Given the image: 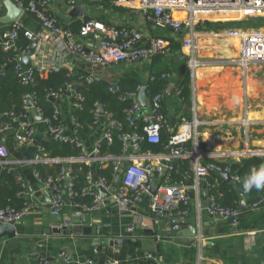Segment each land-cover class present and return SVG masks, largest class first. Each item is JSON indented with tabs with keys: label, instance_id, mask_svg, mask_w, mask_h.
<instances>
[{
	"label": "crops",
	"instance_id": "crops-1",
	"mask_svg": "<svg viewBox=\"0 0 264 264\" xmlns=\"http://www.w3.org/2000/svg\"><path fill=\"white\" fill-rule=\"evenodd\" d=\"M2 1L0 16L7 12L5 0ZM13 1L15 2V0ZM47 1L49 9L58 16L63 26L76 30L83 19L94 17L116 27L127 25L139 29L143 34V44H147L154 35L161 36L169 42L170 51L166 54H160L135 64L122 63L101 67L98 72L103 78L114 84H118L119 80L127 74H135L134 76L140 81L138 86L141 89L143 86L147 88L148 83L156 79V75H161V78L168 82L163 91L165 94L163 102L167 108L168 123L174 129L181 130L185 123L193 119L192 107L196 106L197 147L202 153L199 159L200 163L203 164L204 159L207 160V158H215L217 161L229 164L241 162L244 158L252 156L264 158V66H262L264 64L257 66L252 63L243 71H241V67L235 65L205 64L196 70L193 78L188 64V51L182 43L185 33L179 34L156 27L142 10L122 6L111 0L108 2L77 0L74 7L83 6L86 18H82L72 17L71 12L74 7L69 6L66 2ZM177 15L182 17L181 13H177ZM209 22L218 23L219 21L211 20ZM23 23L26 27L43 33L40 52L36 56H32L33 65L39 63L46 66L60 64L61 68H67L80 76L89 72L90 68L86 63L73 56L65 57L61 54L62 52L57 50L55 38L42 28L35 17L28 18L26 16ZM1 25L4 24L0 22V27ZM206 28L208 29V27ZM231 29L222 28L218 33L200 30L199 58L204 59L205 56H211L205 54L219 57L239 56L240 41L238 38L232 37ZM205 36L217 37L216 42H212L210 53L201 52L200 42ZM99 39L100 34L95 33L86 37L84 41L89 47H95ZM247 69L249 75L248 71L246 73ZM256 73L260 74V78L256 76ZM164 74H169V76L164 77ZM188 76L191 88L189 103L181 96V83ZM169 86H172V90L167 94ZM151 97L152 95L148 96L147 94L148 99ZM59 105L63 122L72 132H76L82 137L87 150L91 151L95 141L103 133L106 117L101 116L95 133L88 136L78 127H74L75 121L72 118L68 95L59 101ZM28 119H31L36 131L33 143L20 145L15 138L18 129L15 126H10L0 133V141L9 151L11 165L23 177L25 192H27L25 195L31 204L28 214L14 223L16 236L12 239L8 237L0 239L1 264H40L41 256H46L51 264H87V259L94 255V248L97 246L115 252L119 251L121 248L115 249L109 245V240L114 238L123 241L126 238L140 240L144 252H156L159 245L161 254L169 264H264V206L257 210L251 209V203L256 197L254 194L258 191H254V194L252 191L245 194L242 188H235L237 197L234 201L238 203V207L243 209L240 225L235 228L227 221L213 216L207 211V184L200 181L199 187L196 188L194 157L167 158L166 154L169 155V151L165 149L162 152L151 151L155 155L152 158V163L156 167L163 168V174L167 172L162 182L163 185L171 182L173 165H178V169L182 173L183 182L176 184L187 186L190 202L187 214L179 218V221L184 222L186 226L198 225L201 234H203L198 236L197 242L192 246H182L163 239L172 233L169 232L166 220H163L159 227H154L149 207V195H144L135 205L120 209L111 193H103L104 205L98 211H91L84 206H73L72 202H68L69 198L58 215L52 214V193L47 185L37 178L35 166L36 163L51 165L52 162L34 161L40 140L48 133L45 124L42 121H35L31 112H28ZM0 124L3 123L0 121ZM182 133H186L184 129H182ZM36 140L38 144H35ZM201 145H205V147ZM209 146L212 151L207 152L206 148ZM193 147H195L194 141ZM130 149L135 153L133 147ZM185 159H190V169L192 170L188 177L185 176L181 167L182 163L185 165ZM88 164L93 167L92 179L95 180L97 161H91ZM221 174V172H217V176L222 178ZM162 175L157 174L156 184ZM215 180L220 183L218 177H215ZM79 219L83 225H100L102 227L101 235L83 232L64 234L63 232L50 231L57 222L63 225L69 221L70 226H73L74 221ZM135 223H137L136 228L130 230V227ZM150 230L156 232V235ZM176 232L174 231L173 235ZM96 238H99L97 246ZM63 252L67 255L66 258L61 256ZM94 257L98 259L99 254ZM148 263L150 260H145L141 264Z\"/></svg>",
	"mask_w": 264,
	"mask_h": 264
},
{
	"label": "built area",
	"instance_id": "built-area-1",
	"mask_svg": "<svg viewBox=\"0 0 264 264\" xmlns=\"http://www.w3.org/2000/svg\"><path fill=\"white\" fill-rule=\"evenodd\" d=\"M66 2L69 6L74 7L77 0H61ZM92 2H99L102 0H89ZM112 2L136 8L145 12L156 27L168 29L175 33H185L183 35L182 43L188 51V64L191 69L192 77H195L197 67L203 65H235L238 67L247 68L252 63H264V28L263 26L249 25L243 28H233L230 34L240 41V54L234 57H219L215 60L201 59L198 56L199 51V27L204 26L205 21H233L237 22L235 15L241 16H260L264 18V0H111ZM18 6L23 7L26 11L29 10L36 15V18L43 29L55 38L56 48L65 57L73 56L88 65L89 72L83 76L87 83L100 81L103 77L98 70L101 67H108L113 64H135L139 61L148 60L160 54H166L170 51L169 42L160 36H153L149 39L147 44L142 43L143 34L135 27L122 25L116 27L108 24L101 19L89 17L82 20L78 30L71 27L63 26L60 23L58 16L49 9L47 0H15ZM27 2V5H26ZM3 1L0 0V7ZM177 13H181L182 17ZM8 27L1 34L0 45L5 51L16 50L17 39L22 32L30 43L22 50L20 56L29 55L36 56L41 49L43 42V33L35 31L25 26L23 22L15 21L6 24ZM2 26V25H1ZM1 28V27H0ZM1 31V29H0ZM95 33L100 34L103 38L99 40L97 46L89 47L85 44L84 39ZM18 59V58H17ZM15 59V60H17ZM14 61V60H13ZM16 75L20 82L26 85H32L35 82L36 74H49L61 68L60 64L46 66L39 63L31 67H27L24 63L19 61L15 64ZM1 72V71H0ZM164 77L169 74H164ZM140 89L138 86L135 89L124 91L119 84H111L109 91L117 93L121 101L130 99L132 105L126 109L127 121L134 128L132 133H121L120 138L124 140L125 149L133 147L134 152H127L122 156L115 157L111 155H99V149L102 140L106 139L109 143L113 141V126H118L122 129V122L116 120L111 113L104 115L106 117V124L102 135L96 140L91 151L81 138L75 132L70 133V128L63 122L59 101L67 96L68 93L73 95L72 107H80L84 96L77 90L73 82H66L64 87L56 92H52L50 98L54 100L53 112L46 118L43 117L42 122L46 126L47 133L53 140L65 143H72L80 149V156L77 158H47L42 155L43 148L34 157L35 162H69L79 160L90 163L97 161L106 164L112 160L116 175L121 171L120 162L126 160V166L121 172L120 180L114 186L115 180L110 182L105 176L97 175L95 180L92 179V172L89 174V182L81 190L74 189V182L72 181L71 173L74 171L72 166H64L61 173L56 177L49 176L47 179H42L37 173V178L45 183L52 193L51 212L58 215L61 209L65 206L66 199L64 197V189L61 181L66 180L69 175L70 180L67 184L68 198H77L82 196H90L93 198L91 205H86L81 202L72 201L73 206H84L91 211H98L104 205L103 193H111L115 198L120 209H126L135 205L141 200L144 195H149L150 210L152 213V221L154 227H159L163 220L168 223L170 234L178 231L181 228L179 218H182L188 212V204L190 202V194L185 184L171 183L159 186L155 193L152 188L155 186L157 174H163V168L156 167L152 163V158L155 155L150 151H141V142L146 140L151 143L161 142L162 130H166L170 134L169 141L165 145V150L169 151L167 158L174 157H194V174L196 188L199 187L200 181L207 184L208 200L206 204L207 211L216 217L227 221L231 226L238 228L240 225L243 209L240 207H230L223 205L216 193L212 192L217 188V184L212 183L209 179V171L229 172L231 173L230 164L224 166L216 162H209L204 165L199 162L200 155L197 147V118L196 106L192 107L194 118L183 125L182 129H174L167 120L163 112V101L165 98L164 92H158L150 99H148V107L144 108L140 102ZM179 93L181 91L179 90ZM25 108L29 112V101L33 100L36 112L42 115L41 109L37 106L35 95L25 94ZM101 107V106H100ZM100 107L94 112L95 121L97 125L100 122L101 114ZM9 115L13 121L18 117L14 112ZM23 115V114H22ZM21 115V116H22ZM25 116V115H23ZM73 118V117H72ZM30 120V121H29ZM75 121V119L73 118ZM41 122V121H40ZM20 128L15 133V138L20 145L33 143L36 136L35 127L31 119L20 121ZM140 124H143V132H138ZM12 124L5 123L0 125V133L8 129ZM81 129V124L75 121L74 127ZM73 127V129H74ZM187 129L189 133H187ZM131 141H134L131 144ZM188 141H194L195 147L189 149ZM211 149V147H208ZM197 152V154H196ZM0 164L11 165L9 160V151L5 144L0 141ZM169 166V165H168ZM10 170L12 168L10 167ZM17 179L25 188L23 177L18 171H15ZM164 175V174H163ZM162 175V176H163ZM189 176V175H188ZM233 182L242 184L243 180L239 174L232 175ZM253 191V190H252ZM251 192V191H250ZM26 194L27 192L24 191ZM264 206V196L259 197L251 203V209L257 210ZM31 209V204L28 202L21 210H17L12 206L0 207V223H16L21 220ZM63 225L70 226V222L66 221ZM144 225V224H143ZM137 223L130 227L134 230ZM251 245L252 242H251ZM98 254V250L94 249V255ZM89 257L87 264H134L132 261L122 262L117 258H109L104 262H98L96 258ZM145 259L150 260L148 264H169L161 253L155 251H145ZM63 258L67 255L61 253ZM40 264H51L46 256H41ZM1 264V263H0ZM181 264V263H177Z\"/></svg>",
	"mask_w": 264,
	"mask_h": 264
},
{
	"label": "trees",
	"instance_id": "trees-1",
	"mask_svg": "<svg viewBox=\"0 0 264 264\" xmlns=\"http://www.w3.org/2000/svg\"><path fill=\"white\" fill-rule=\"evenodd\" d=\"M102 1L108 2L110 0ZM26 13L28 18H36V15L33 12L27 10ZM254 20L262 22H256L253 25H264V18H257ZM243 24L244 23L240 21H231L222 23L208 22L206 25L207 27L210 26V28L217 29L222 27H236ZM7 27L8 26L6 24L1 26L0 41L2 39L1 34ZM29 43L30 41L24 37L23 33L21 32L16 42V50L5 51L0 45V121L3 124L10 123L12 126H15L18 129L20 128V121L26 120L28 116L27 109L25 108V94L35 95L36 104L41 109L43 117L46 118L47 116H50L53 112L54 103V100L50 98L51 93L61 90L66 82H73L77 87V90L84 96V100L82 101L80 107L71 106V114L75 121L81 124V130L85 135L90 136L95 133L97 125L94 123V112L100 106H103L105 111L107 113H111L116 120L122 122V129H119L118 126L112 127L114 138L111 143H109L106 139L102 140L99 149V155H111L119 157L127 152H130V148L125 149L124 140L120 138V134L123 132L132 133L134 131V128L127 121L128 113L126 111V109L132 105L131 100L126 99L125 101H121L117 93L110 92L109 86L114 83L110 82L106 78L93 83H87L83 79V76H85L87 73L80 76L79 74H74L69 69L64 67L47 75L36 74L35 82L32 85L21 83L16 75L15 65H13L12 62L13 60L19 58L20 53L29 45ZM134 75L135 74H127L119 80L118 84L124 91L135 89L139 85L140 81ZM167 83L168 82L165 79L161 78V75H156V79L148 83V96L154 95L158 92H163ZM181 85V96L189 103L191 99L189 76L181 83ZM67 95L69 96L70 104H72V100L74 99L73 95L70 93ZM10 112H14L16 114L18 117L16 121L12 120V117L9 115ZM163 112L167 116L168 113L165 102H163ZM142 127L143 124H140L138 132H143ZM69 131L71 134H75V132H72L71 130ZM169 137L170 134L163 129L161 133V142L151 143L144 140L141 142V151L150 150L153 152H162L165 149V145L169 141ZM186 144L189 149L193 148V141H188ZM201 146L205 147V145ZM40 148H43L42 155L47 158L74 159L80 156V149L74 144L55 141L49 134L40 140L39 146L36 149L37 153L39 152ZM184 162L185 165L184 163L181 164L182 171L186 174L185 176L188 177V175L190 176V173H192V170L190 169V159H185ZM207 162H216L224 166L227 164L229 165L228 162H221L219 160L217 161L215 158H207V160L204 159L203 164L206 165L205 163ZM261 164H264V158L260 156L244 158L241 162H232L230 164L231 174L234 175L237 173L242 178V180H244L251 168L258 167ZM67 165L72 166L74 170L71 173L72 181L74 182V189L81 190L88 184V176L93 170V167L90 166L88 162L75 160L69 162V164L66 165L63 162H52L51 165L43 163L35 164L37 173H39L42 179H47L49 176L56 178L61 173L62 168ZM10 167L12 170H10ZM172 168L173 169L170 176L171 183L183 182L184 179L181 178L182 173L179 171L178 165L175 164ZM95 170L97 175L105 176L110 182L115 180L116 172L114 170L112 160L108 161L106 164L97 162L95 165ZM15 171L16 170H14L12 165L0 164V207L12 206L17 210H21L28 202V199L24 193L25 188L17 179ZM215 177L220 179V183L215 180ZM208 179L212 183L216 182L217 188L212 192L218 195L219 200L223 205L238 207V203H235L234 201V199L237 197V194H235V188H242L241 183L226 181L217 176V172L214 170L209 171ZM65 182V179L61 181L63 189ZM254 191L256 190H253L252 194H254ZM254 195H256V197L253 199V201L261 196H264V191H258ZM69 198L68 202L77 201L85 203L88 206L93 202V198L90 196ZM95 248L98 250L99 254L98 259H96L98 262H104L112 257L120 259L122 262L132 261L134 264H141L146 260L144 255L145 252L142 250V242L140 240H136L135 238H126L123 241L121 249L117 252L102 246H97Z\"/></svg>",
	"mask_w": 264,
	"mask_h": 264
},
{
	"label": "water",
	"instance_id": "water-1",
	"mask_svg": "<svg viewBox=\"0 0 264 264\" xmlns=\"http://www.w3.org/2000/svg\"><path fill=\"white\" fill-rule=\"evenodd\" d=\"M5 7L7 9V12L4 15L0 16V22L2 24H9L11 22L20 21L23 22L24 19L27 16L26 10L18 6L16 2L13 0H5ZM83 6H76L72 10V17H82L86 18V15H84L83 12ZM103 37L100 35L101 40ZM23 62L25 66L31 67L32 66V59L29 55H23L20 56L17 60H14L12 62L13 65L17 64L18 62ZM170 90H172V86H169L167 88V94H169ZM140 102L142 103L144 108L148 107V98H147V88L146 86H143L140 90V96H139ZM29 112H31L34 115L35 121H42L43 116L37 114L36 109L34 107L33 100L29 101ZM100 111L102 115L106 114L105 108L103 106L100 107ZM134 141H131V144ZM35 144H38V141H35ZM126 166V160H122L120 162V168L121 171L119 174L115 177V183L114 186H116V183L120 180L121 172ZM167 175V172L164 173V175L161 177L160 181L152 188V192L155 193L159 186L162 184L163 180L165 179ZM222 178H224L226 181L232 182V176L229 172H224L221 174ZM70 180V176L68 175L66 177V182L64 185V197L66 200H68V192H67V184ZM181 229H179L175 235L173 233L169 237H164V240H167L169 242H173L178 245L182 246H192L195 242H197L198 236H201L200 228L198 225H192V226H186L184 225V222L181 224ZM102 227L100 225H83L81 219L74 221L73 226H66L61 225L58 222L55 224V227L52 228L50 231H54L57 233L63 232L64 234H72V233H80L83 232L85 234H91L94 235H101ZM154 235H156V232H153V230H150ZM48 233H50L48 231ZM16 236V226L13 223H2L0 225V239L3 237H8L9 239H12ZM96 246L99 245V238L95 239ZM123 240L122 239H110L109 245L111 247H114L115 249H120L122 246ZM157 253H161L159 249V245L157 246Z\"/></svg>",
	"mask_w": 264,
	"mask_h": 264
},
{
	"label": "rangeland",
	"instance_id": "rangeland-1",
	"mask_svg": "<svg viewBox=\"0 0 264 264\" xmlns=\"http://www.w3.org/2000/svg\"><path fill=\"white\" fill-rule=\"evenodd\" d=\"M235 19H239L238 21H240V22H242V23H244L243 25H241V26H233V27H228V28H226L227 30L228 29H230V28H243V27H246V26H249V25H251V24H255L256 22H262V21H258V20H254V19H257V18H262V17H260V16H241V15H235V17H234ZM207 22H209V21H205L204 22V26L203 27H199V29L200 30H202V31H207V30H209V32H220V30L222 29V28H224V27H222V28H217V29H215V28H210V26H208V29L206 28L207 27ZM219 22H231V21H219ZM263 28H264V26H263ZM204 38H206V39H204ZM216 39H217V37H215V36H205V37H203V40H201V42H200V48H201V52H203V53H210L209 52V50L212 48V46H213V44H212V42H216ZM205 55H211V56H205V58H207L206 60L208 61V60H215V58H217V56H213L212 54H205ZM260 64H264V63H254L253 65H257V66H259ZM256 66V67H257ZM262 66H264V65H262ZM197 68H199V67H197ZM242 68V67H241ZM259 68V67H258ZM241 71H243V69L241 70ZM247 71H248V75H249V70L247 69L246 70V73H247ZM256 72V71H255ZM254 72V73H255ZM260 74L259 73H256V76L258 77V78H260V76H259ZM192 118H194V116L192 117ZM199 151H200V149H199ZM206 151L207 152H209V151H212V149H209V148H206ZM218 159V158H217Z\"/></svg>",
	"mask_w": 264,
	"mask_h": 264
},
{
	"label": "clouds",
	"instance_id": "clouds-1",
	"mask_svg": "<svg viewBox=\"0 0 264 264\" xmlns=\"http://www.w3.org/2000/svg\"><path fill=\"white\" fill-rule=\"evenodd\" d=\"M243 190L245 192L264 191V164L249 170L243 180Z\"/></svg>",
	"mask_w": 264,
	"mask_h": 264
},
{
	"label": "bare ground",
	"instance_id": "bare-ground-1",
	"mask_svg": "<svg viewBox=\"0 0 264 264\" xmlns=\"http://www.w3.org/2000/svg\"><path fill=\"white\" fill-rule=\"evenodd\" d=\"M229 36H230V35H229ZM232 37H233V36H232ZM197 69H198V68H197ZM197 69H196V70H197ZM187 133H189V130H188V129H187ZM196 154H197V152H196Z\"/></svg>",
	"mask_w": 264,
	"mask_h": 264
}]
</instances>
